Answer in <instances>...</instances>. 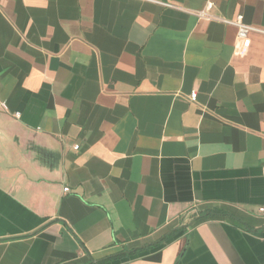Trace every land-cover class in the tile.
Instances as JSON below:
<instances>
[{
  "label": "crops",
  "instance_id": "1",
  "mask_svg": "<svg viewBox=\"0 0 264 264\" xmlns=\"http://www.w3.org/2000/svg\"><path fill=\"white\" fill-rule=\"evenodd\" d=\"M207 1L0 0V264H264V0Z\"/></svg>",
  "mask_w": 264,
  "mask_h": 264
},
{
  "label": "built area",
  "instance_id": "2",
  "mask_svg": "<svg viewBox=\"0 0 264 264\" xmlns=\"http://www.w3.org/2000/svg\"><path fill=\"white\" fill-rule=\"evenodd\" d=\"M214 8V3L211 1V0H208L207 3H206V6L203 10H200L198 12H196V15L199 17V18H202V19H205V20H209V21H212V20H219L225 24H230V25H234L238 28V36L240 38H247L248 34L251 32V31H258L259 29L258 28H255L253 26H250V25H247L244 23L243 21V17L240 16L236 21H230V20H226L224 18H219L217 16H214V14L212 13V10ZM196 98H197V93L196 92H192V94L190 95L189 99L192 101V102H195L196 101ZM0 107L4 110V111H7L8 110V107H7V104L4 102V101H0ZM18 116V114H17ZM79 146H76V149H78ZM66 192L69 191V189H65ZM261 211H264V209H262Z\"/></svg>",
  "mask_w": 264,
  "mask_h": 264
}]
</instances>
